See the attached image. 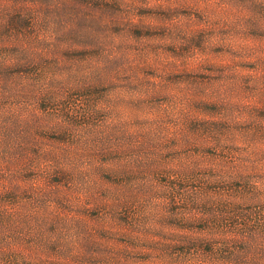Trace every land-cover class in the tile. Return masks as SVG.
Masks as SVG:
<instances>
[{"label":"rangeland","instance_id":"rangeland-1","mask_svg":"<svg viewBox=\"0 0 264 264\" xmlns=\"http://www.w3.org/2000/svg\"><path fill=\"white\" fill-rule=\"evenodd\" d=\"M227 1L150 0L121 12L131 33L93 23L87 47L43 25L49 98L27 100L14 144L25 164L0 264H170L173 238L262 191L264 56L250 44L264 30L245 25L250 0ZM56 37L78 46L51 55Z\"/></svg>","mask_w":264,"mask_h":264},{"label":"trees","instance_id":"trees-1","mask_svg":"<svg viewBox=\"0 0 264 264\" xmlns=\"http://www.w3.org/2000/svg\"><path fill=\"white\" fill-rule=\"evenodd\" d=\"M249 2V5L244 6L248 9L245 25L263 31L264 2L257 3L255 0ZM149 3L150 0H0V219L2 221L8 220L11 214L5 206H9L12 199L14 200V194L21 190V180L14 171H20L21 165L25 163L24 159L14 154L16 151L14 144L16 140L21 143L23 133L30 129L28 125L24 126L23 116L35 115L30 113L27 114L28 116L24 115L27 100L31 98L39 101L49 98L41 81L44 71L43 56L37 52L39 44L44 41L46 35L43 25L46 27V25L61 24L60 27L66 28L69 32L92 37L91 42L82 43L87 47L98 35L93 23L100 24L105 21L107 24L104 23V29L107 31L113 23L118 25L124 23V27L121 26L117 35L131 33L139 23L133 15H125L121 12L133 11L139 5ZM230 3L231 0L226 2L228 6ZM259 37L263 38L264 32ZM255 39L256 42L252 41L250 44L254 56H264V42ZM57 40L56 37V41L53 40L51 43L52 48L48 49L51 55H56V52L64 48H74L76 45L71 40L65 44ZM111 69L114 68L105 69L104 66L100 73L107 75ZM261 85L264 87V77L261 79ZM12 111L16 112L13 114ZM22 146L24 147L23 144ZM30 163L33 166L35 164L34 161ZM53 167L54 165L51 170H54ZM186 192L185 195H189L192 199L193 196L198 197L197 194H192L191 188ZM250 193L240 191L235 196L244 200L228 203L227 210H216L222 215L227 213L226 217L222 215L200 217V219L204 218L200 220L202 222L200 229L188 228L181 237L173 238L172 248L178 249L181 245V249H178L180 257L174 258L170 264H264V188L261 191L254 186ZM245 199L252 200L249 202L251 204L244 206Z\"/></svg>","mask_w":264,"mask_h":264}]
</instances>
